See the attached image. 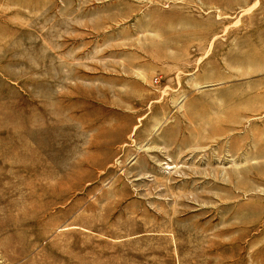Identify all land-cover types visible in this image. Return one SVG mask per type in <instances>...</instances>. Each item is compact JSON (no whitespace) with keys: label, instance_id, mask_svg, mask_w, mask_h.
Listing matches in <instances>:
<instances>
[{"label":"rangeland","instance_id":"1","mask_svg":"<svg viewBox=\"0 0 264 264\" xmlns=\"http://www.w3.org/2000/svg\"><path fill=\"white\" fill-rule=\"evenodd\" d=\"M0 264H264V0H0Z\"/></svg>","mask_w":264,"mask_h":264}]
</instances>
